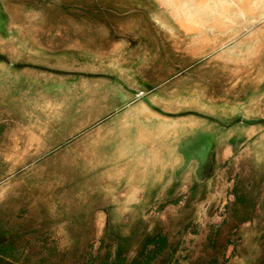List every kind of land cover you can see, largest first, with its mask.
I'll use <instances>...</instances> for the list:
<instances>
[{
	"label": "rangeland",
	"instance_id": "374dc122",
	"mask_svg": "<svg viewBox=\"0 0 264 264\" xmlns=\"http://www.w3.org/2000/svg\"><path fill=\"white\" fill-rule=\"evenodd\" d=\"M202 4V0H0V53L18 58L6 48L11 44L14 51L23 42L4 34L38 30L55 17L60 32L72 31L75 18L85 24L97 20L101 31L109 7L130 13L145 9L166 33L167 42H176L177 52L200 48L198 37L206 33L214 38L225 32L224 42L233 43L239 29L234 13L217 0ZM224 17L225 27L219 28L215 23ZM183 25L193 27L192 36L182 35ZM240 25L242 33L249 30V24ZM49 26L47 30L54 29ZM262 28L254 30L264 33ZM210 41L214 51L218 39ZM201 55L199 49L185 71L173 73L176 97L167 84L156 93L160 100L146 105L153 115L144 127L157 133L152 145L177 140L176 165L184 157V164L173 169L178 171L176 179H122L115 165L92 167L89 151L80 152L86 167L52 168L56 178L50 179L51 164L26 168L32 156L10 151V143L19 140L4 130L0 264H264V86L258 84L264 72L255 70L263 54L242 45L213 57ZM7 69L0 63V79L7 77ZM183 112L191 116L190 126H202L209 136L205 139L202 131H194L193 141L182 151L178 140L183 134L169 129L180 125L162 118L175 119ZM101 128L105 130L99 127L95 133ZM88 136L80 145L90 144ZM64 155L73 161L72 151ZM49 159L54 165L56 153Z\"/></svg>",
	"mask_w": 264,
	"mask_h": 264
},
{
	"label": "crops",
	"instance_id": "0c3cea01",
	"mask_svg": "<svg viewBox=\"0 0 264 264\" xmlns=\"http://www.w3.org/2000/svg\"><path fill=\"white\" fill-rule=\"evenodd\" d=\"M202 1L204 7L205 0ZM217 1L234 13L239 23L231 44L224 42L228 39L225 32L214 38L206 33L198 37L200 48H183L177 52L176 42L168 43L166 33L142 8L131 13L124 8H107L101 31L97 29V20L86 22L87 25L77 17L72 31L60 32L55 17L53 22L49 20L53 30H47L50 26L44 21L38 30L4 34L19 36L23 42L14 51L11 44L6 48L13 57H18L14 60L0 53V63L9 67L7 77L0 79V135L8 130V135L19 140L10 143L9 150L32 156L33 160L25 163L26 168H48L51 164L47 174L53 172L52 168L86 167L80 152L89 151L87 157H92V167L104 169L115 165L122 179H170L171 176L176 179L178 171L173 169L184 164V157L176 165L177 140L166 146L152 145L157 133L144 127L150 124L146 118L153 115L146 105L158 102L156 93H161L167 84L171 85L169 91L174 90L175 97L178 95L177 76L173 73L185 71L199 49L201 56L213 57L230 46L240 49L243 45L259 56L263 54L255 70L264 72V33L254 30L264 25V0ZM241 23L249 24L246 33H242ZM215 24L224 28L225 17ZM198 28L203 30L202 26ZM180 30L186 37L194 32L193 27L184 25ZM212 39H218L214 51L208 46ZM244 39L248 42L243 43ZM258 84L264 86V78ZM179 115L182 117L162 120L180 125L169 129L183 134L178 140L182 151L193 141L194 131H202L200 137L208 138V130L188 124L191 116L187 112ZM99 127L105 130L101 128L95 133ZM85 135H89L90 144L82 146L80 142ZM70 145L72 148H67ZM66 151L73 152V161L71 156L62 157ZM54 153L57 161L53 165L54 160L49 158ZM33 175L38 176V172ZM54 178L53 172L50 179Z\"/></svg>",
	"mask_w": 264,
	"mask_h": 264
},
{
	"label": "trees",
	"instance_id": "16d2710c",
	"mask_svg": "<svg viewBox=\"0 0 264 264\" xmlns=\"http://www.w3.org/2000/svg\"><path fill=\"white\" fill-rule=\"evenodd\" d=\"M153 241H155V240H152V241H150L149 243H147L146 245L148 246L151 242H153ZM123 255V253H122V251H121V249L119 250V253H118V256L119 257H121Z\"/></svg>",
	"mask_w": 264,
	"mask_h": 264
}]
</instances>
